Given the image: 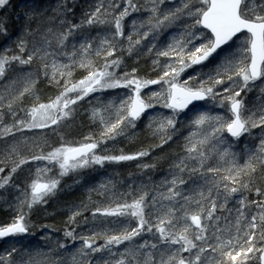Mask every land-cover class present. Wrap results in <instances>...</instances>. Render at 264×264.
Returning <instances> with one entry per match:
<instances>
[{
  "label": "snow or ice",
  "instance_id": "obj_1",
  "mask_svg": "<svg viewBox=\"0 0 264 264\" xmlns=\"http://www.w3.org/2000/svg\"><path fill=\"white\" fill-rule=\"evenodd\" d=\"M65 253L264 264V0H0V264Z\"/></svg>",
  "mask_w": 264,
  "mask_h": 264
},
{
  "label": "trees",
  "instance_id": "obj_2",
  "mask_svg": "<svg viewBox=\"0 0 264 264\" xmlns=\"http://www.w3.org/2000/svg\"><path fill=\"white\" fill-rule=\"evenodd\" d=\"M26 2H31V0H13V3L16 4V5H22V4L26 3ZM43 3L47 4L48 0H43ZM77 78H79V77H77ZM112 171H113L112 169H109V172H112ZM117 171L119 172V175L116 177L118 181L128 180L129 179L128 173L130 171H134V166H133L132 169H127V168H125V169H117ZM106 176H107V174L105 176H97L95 173H93L91 176H86V177H83V178H80V179H82V180L83 179H87V180L90 181L91 184H98L101 180L106 179ZM157 179H159V177H157ZM65 183L67 185H73V187L67 189L65 193L61 194V196H62L63 199L70 201V200L74 199L75 196H78L79 192L76 191V188H75V186L73 184V180L72 179L66 178ZM51 212H53V208H49L48 209V213H51ZM45 215H46V213H44V212H41L39 214L40 217H44ZM60 219H62V218L58 217L56 220L47 219V220H42V222L48 223V224H57V226H60L59 225V220ZM38 239H39V237H37V240ZM44 250L46 251L47 249H44ZM72 251H74V249ZM65 258L69 261V264H70V261H71L70 253H65Z\"/></svg>",
  "mask_w": 264,
  "mask_h": 264
}]
</instances>
